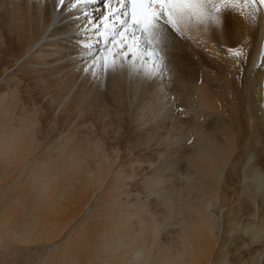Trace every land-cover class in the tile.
Returning <instances> with one entry per match:
<instances>
[{
    "label": "bare ground",
    "instance_id": "1",
    "mask_svg": "<svg viewBox=\"0 0 264 264\" xmlns=\"http://www.w3.org/2000/svg\"><path fill=\"white\" fill-rule=\"evenodd\" d=\"M55 5L56 0H0V114L12 108L15 95L41 80L38 108L61 110L55 122L69 129L76 118L90 122L75 116L82 108L78 92L95 84L82 71L89 51L83 45L92 37L91 51L98 55L105 42L81 27L86 24L81 9ZM83 11L99 23L104 0ZM263 32V11L255 21L229 11L219 25L186 37L169 30L173 78L127 76L117 90L130 107L123 139L115 141L111 129L102 134L109 122L102 129L96 124L106 151L97 137L91 139L93 160L87 165L86 155L72 157L80 145L76 137L83 136L70 133L59 148L71 160L67 170L61 169L62 151L63 158L46 157L30 169L27 190L0 207V237L41 242L38 247L46 251L40 263L30 264H264V55L257 63ZM229 47L244 55L235 58ZM20 111L7 116L9 123L0 122V176L15 174L36 157L28 152L35 142L33 118ZM134 133L155 145L132 156L128 140ZM122 190L134 199L121 202ZM153 203L164 212L162 225L151 215L157 209L150 213Z\"/></svg>",
    "mask_w": 264,
    "mask_h": 264
},
{
    "label": "snow or ice",
    "instance_id": "2",
    "mask_svg": "<svg viewBox=\"0 0 264 264\" xmlns=\"http://www.w3.org/2000/svg\"><path fill=\"white\" fill-rule=\"evenodd\" d=\"M95 0H56V8L70 5L81 9V25L86 33H93L105 44L94 55L92 37L83 47L88 63L82 68L90 74L92 83L104 86L109 74L124 72L133 79L151 81L171 79L174 70L169 64L168 48L172 33L186 37L192 31L219 25L223 14L229 11L253 21L264 11V0H104V13L99 23L83 11ZM229 53L239 59L243 50L229 47ZM264 55V52H262ZM166 87V85H165Z\"/></svg>",
    "mask_w": 264,
    "mask_h": 264
},
{
    "label": "rangeland",
    "instance_id": "3",
    "mask_svg": "<svg viewBox=\"0 0 264 264\" xmlns=\"http://www.w3.org/2000/svg\"><path fill=\"white\" fill-rule=\"evenodd\" d=\"M1 56H2V54H0V71L2 70V65H1ZM128 79V77H127V75L124 73V72H119V73H116V74H109V75H107L106 77H105V80H104V86L103 87H97V85L96 84H94L93 86H90L91 87V89H90V87L88 86V87H86V88H84V90H83V88H82V90L81 91H79L78 90V85H76L75 86V88H73V91L74 90H76L77 92H78V94L80 95V98L77 96V98H79V101H77L78 103H80V105L81 106H79V104L77 103V107L78 108H81V109H79V110H81V113H75V116L77 115V117L78 116H80V114H82L83 116H81L82 117V119L83 118H85L86 120H87V118H88V120H90V122H88V121H86V122H88V123H90V125L88 124V126H87V124H85V122H84V120H82V122H80V124H79V121H81V120H79V118L77 119L76 117V120H77V122H78V124H77V122H75L76 123V125H77V127L79 128H77L76 127V125L75 124H72L70 127H69V129H66V128H64V126H63V128H60V126H58V124H56V122L55 121H57V119H58V117L60 116V114H59V112L61 111V110H59V111H57V112H55L54 114L52 113V111L51 110H49L47 107L48 106H46V110L45 111H42V110H44V109H39L38 108V105H37V103H36V101H37V99L36 98H38L37 97V95L39 96V94H36V93H39V91L41 90V84L43 83V81H41V80H38V82L36 81V83L34 82V83H31V85L29 84L28 85V87L26 88L27 90H24V92L23 91H20L19 92V94H17V95H15L14 97H15V99L13 98L12 99V101H13V103H12V108L10 109V110H8V111H6V114H0V122H3L4 120H8V122L7 123H9L10 122V120H9V118L10 117H12V118H14L15 116L14 115H16L17 114V112H19V110H22V112L21 113H23L24 115H28L29 116V118H33V120H32V128H31V130L30 131H32V132H30V134L32 133L33 135L32 136H34L33 137V140L35 141L34 142V145H32V147H31V149L28 151L31 155H34V156H36L35 157V159H34V161L33 162H31L29 165H27L26 167H24V168H22V170L21 169H17L16 170V172H15V174L13 173V174H6V175H4V174H2L3 176H0V207L1 206H3V205H8V204H10L11 203V201L13 202V201H15L18 197L17 196H19L21 193H23V191H25V190H27V188H28V183H27V178H28V176H29V173L30 172H28V171H30V169H32L35 165H37L40 161H41V159H45L46 157L47 158H63L62 156H64V161L62 162V164H63V166L61 167V169H64V170H67L66 168H68L67 166H68V164L70 163V159H68V161H67V158H66V156L64 155V150L62 151L61 149H59V148H61V144L64 142H66V139H67V137H68V135L71 133L72 135H73V133H74V135H78V136H83V138L81 137H76V141L77 140H79L78 141V143H80V145L78 144V147H77V144H76V146H74L73 144V146H74V148L75 147H77V149H80L79 150V152L77 151V149L74 151V153H73V156L72 157H74L77 153V155L76 156H79V155H82V157H84L85 155H86V162L87 161H89L90 160V158H91V160H93V151L91 150L94 146H92L93 145V143H94V141L93 140H91V139H93L94 138V140H96L95 138L97 137V140L96 141H98V140H100L99 141V143L100 142H102L101 140H102V138H100V137H98V134H97V125H99L100 123V125L98 126V128L99 127H101V129H102V126H104L105 124H106V122L109 124V125H105L104 127H106V128H109L108 129V131H107V129H105V130H101V132H102V134L105 132V133H109L110 131V129H111V131H114V136H115V141H121L122 139H123V136H124V133H125V131H126V129L128 128L124 123H125V121H124V119H125V116H126V114H127V111H129L130 110V107H128V103H127V98L126 97H121L123 94L120 92V94H122L121 96L119 95V88H120V86H121V84L123 83V82H125L126 80ZM41 81V82H40ZM40 85H39V84ZM36 84V85H35ZM44 84V83H43ZM42 84V85H43ZM30 86V87H29ZM39 86V87H38ZM41 86V87H40ZM36 87V88H35ZM34 89V90H33ZM86 89H88V91L86 90ZM117 90H118V92H117ZM27 91V92H26ZM38 91V92H37ZM83 91V92H82ZM84 91L86 92V93H84ZM30 92V93H29ZM33 92V93H32ZM42 93V92H41ZM80 93H82V94H80ZM116 93V94H115ZM25 94V95H24ZM33 94V95H32ZM34 94H35V96H34ZM86 94H88L87 95V97H86ZM20 95H24V99H22V97L20 96ZM118 95V98L116 97ZM27 96H28V98H27ZM83 96V97H82ZM125 96V95H124ZM7 97V99H8V97H9V95H7L6 96ZM17 97H20V98H17ZM31 97H33V99L31 98ZM35 97V98H34ZM71 97V96H70ZM120 97V98H119ZM33 100V103L31 104V99ZM73 98V97H72ZM116 98V99H115ZM123 98H125L124 99V101L125 102H122L123 101ZM17 99H20V100H17ZM29 100V101H27V100ZM114 99V100H113ZM25 100L28 102L27 104H25L24 102H25ZM36 100V101H35ZM78 100V99H77ZM122 100V101H121ZM15 101V102H14ZM20 101V102H19ZM84 101V102H83ZM109 101H113V102H111L112 103V105H111V103L109 102ZM16 102H17V105H16ZM30 102V103H29ZM109 102V103H108ZM7 103V101L5 102V104ZM19 103V104H18ZM34 103H36V104H34ZM13 104H15L14 106H13ZM24 104V105H23ZM29 104L30 105H32L33 107H31V110H29L28 108H30V106H29ZM124 104H125V106H124ZM19 105H20V108H19ZM15 106H17V107H15ZM22 106V107H21ZM28 106V108H26ZM37 106V107H36ZM11 107V106H10ZM16 108H18L17 110H16ZM36 108H37V110H36ZM14 109H15V113H14ZM33 109H35V110H33ZM25 111H28V112H25ZM34 111V112H33ZM47 111V112H46ZM51 111V112H50ZM85 111V112H84ZM32 112V113H31ZM44 112V113H43ZM50 112V113H49ZM75 112H76V110H75ZM84 112V113H83ZM13 113V114H12ZM31 113V114H30ZM43 113V114H42ZM48 113V114H47ZM51 114H52V117H49L50 119H51V121L50 120H48L49 118H47V119H44L43 120V118H46V116H51ZM58 114H59V116H58ZM79 114V115H78ZM94 114V115H93ZM104 114V115H103ZM106 114V115H105ZM44 115H46V116H44ZM53 115H54V117H53ZM85 115H86V117H85ZM87 115L89 116V117H87ZM5 116H6V118H5ZM7 116H9V118L7 117ZM124 116V117H123ZM3 117V118H2ZM96 117V118H95ZM104 117V118H103ZM127 117V116H126ZM5 118V119H4ZM52 118H55L54 120L52 119ZM89 118H91V119H89ZM105 118H106V120L107 121H104V122H102L103 120H105ZM41 119V120H40ZM81 119V118H80ZM93 119V120H92ZM121 119H123V120H121ZM2 120V121H1ZM47 121V122H46ZM122 121H123V124H122ZM16 122V120H14L12 123H15ZM52 122V123H51ZM84 122V123H83ZM41 123V124H40ZM46 123V124H45ZM83 123V125L85 124L86 125V127H84L83 125H81ZM93 123V124H92ZM38 124V125H37ZM97 124V125H96ZM41 125V126H40ZM95 125V126H94ZM53 126V127H52ZM75 126V127H74ZM79 126H81V127H83V128H85V129H83V128H81V127H79ZM40 127V128H39ZM47 127V128H46ZM49 127V128H48ZM58 127H59V129H58ZM74 127V128H73ZM93 127V129H92V131H91V128ZM42 128V129H41ZM81 128V129H80ZM33 129V130H32ZM53 129V130H52ZM54 129H55V131H54ZM73 129H75V130H73ZM96 131H95V130ZM113 129V130H112ZM43 132H42V131ZM57 130V131H56ZM59 130V131H58ZM85 130V131H84ZM87 130V131H86ZM90 130V131H89ZM49 131V132H48ZM82 133H81V132ZM104 131V132H103ZM55 132V133H54ZM59 132V133H58ZM68 132V133H67ZM77 132V133H76ZM83 132H84V135H83ZM90 133V134H89ZM92 133H93V135H92ZM94 133H96V135L94 134ZM88 134V135H87ZM116 134V135H115ZM37 135H38V137H37ZM73 135V136H74ZM95 135V136H94ZM104 135H106V134H104ZM133 135V134H132ZM31 136V137H32ZM70 136V135H69ZM44 137V138H43ZM52 137V138H51ZM90 138L89 140H91V141H89L88 140V138ZM134 137V138H133ZM133 137L131 136V137H129L130 139L128 140L129 142H131V143H129L128 142V145L130 146V148L132 147L131 145H134V148H131V151H132V153L133 154H131L132 156H139L140 154H142V153H139V151L140 152H144V151H146L147 149H150V147H152V146H154L155 145V143H156V141L153 139V142H152V139H150L151 140V142H150V140H148L147 141V139H141V138H143V136L142 135H140V134H138L137 135V133H134V135H133ZM139 137V138H138ZM141 137V138H140ZM81 140H80V139ZM131 138H133V139H131ZM138 138V139H141V140H143L142 142H141V140H136V139ZM36 139H38L37 141H36ZM85 139H87L86 141H85ZM65 140V141H64ZM136 140V141H135ZM44 141V142H43ZM75 141V142H76ZM83 142V143H81V142ZM85 141V142H84ZM133 141H135V143L133 142ZM140 142V143H138V142ZM75 142H74V144H75ZM87 142V143H86ZM38 143H39V145H38ZM88 143H90V144H88ZM103 143L104 142H102L101 143V146H100V148L101 149H104V151H106V149H105V146H102L103 145ZM142 143V144H141ZM147 143H149V144H147ZM152 143H153V145H152ZM44 144V145H43ZM138 144H140L139 145V147L140 148H138ZM144 144V145H143ZM147 144V145H146ZM87 145H89V147H87ZM147 146V147H149V148H147V147H145L146 149H144L143 148V146ZM150 145V146H149ZM152 145V146H151ZM92 146V147H91ZM62 147H63V144H62ZM81 147V148H80ZM136 147V148H135ZM86 148V149H85ZM91 148V149H90ZM58 149V150H57ZM82 149H84V150H82ZM88 149V150H87ZM134 151H133V150ZM135 149H136V152H135ZM141 149H144L143 151L141 150ZM49 150V151H48ZM54 150V151H53ZM57 150V151H56ZM81 150H82V153H81ZM91 150V151H90ZM62 151V156L61 155H59V154H61L60 152ZM85 151V152H84ZM27 152V153H28ZM59 153V154H58ZM87 153H89V155L87 154ZM135 153H136V155H135ZM38 154V155H37ZM58 154V155H57ZM25 155V157H26V155L27 154H24ZM91 155V156H90ZM58 156V157H57ZM89 156V157H88ZM24 156H22L21 157V159L23 158ZM46 158V159H47ZM89 158V159H88ZM17 160V159H16ZM14 160V162L12 163V168H17V164H19V160ZM91 160L89 161V163L91 162ZM85 161V160H84ZM64 162H65V164H64ZM85 162V163H86ZM36 163V164H35ZM88 163V162H87ZM89 163L87 164V165H89ZM16 166V167H15ZM70 172V171H69ZM63 174V173H62ZM61 172L60 173H58L56 176V178H54V182H53V186L54 187H52V189L54 190L56 187H57V185L59 184V180H60V177H61ZM66 174H67V172H66ZM11 175V176H10ZM20 175H21V177H20ZM5 176V177H4ZM18 176V177H17ZM10 177V178H9ZM2 178V179H1ZM5 179V180H4ZM16 179V180H15ZM14 182V183H13ZM25 183V184H24ZM14 184V185H13ZM26 187V188H25ZM130 188H131V186L129 187V188H126L127 189V191L128 190H130ZM12 189H14V190H12ZM125 188H124V190H126ZM8 190V191H7ZM21 190V191H20ZM124 190H122V193L121 194H119V196H117L118 198H120V200H121V202L123 201L124 202V200L126 199L128 202L129 201H132L133 199H134V195H132L133 196V198H132V196H131V198H129L130 196H128V194H125V196L124 195H122V194H124ZM11 191V192H10ZM52 190H50V192H51ZM127 191H125V193H127ZM33 192H35V191H33ZM32 192V193H33ZM14 193V194H13ZM11 194V195H10ZM19 194V195H18ZM6 195V196H5ZM9 195H10V197H9ZM14 195V196H13ZM121 195V196H120ZM4 196H5V198H4ZM13 196V197H12ZM144 196H145V194L143 193V194H140V197L143 199L144 198ZM127 197H128V199H127ZM140 197H138V200L139 199H141ZM123 198V199H122ZM6 199H8V200H6ZM13 199V200H12ZM3 200H4V202H3ZM125 200V201H126ZM137 200V201H138ZM8 201H10V202H8ZM127 201H126V203H127ZM151 208H150V213H152V212H154L156 209V211L153 213V214H151V215H153L154 216V222H158L159 224H160V222H161V225H162V219L163 220H166L163 216H164V212H163V210L161 211V206H158V205H156L155 203H153L151 206H150ZM155 207V208H154ZM153 208H154V210H153ZM152 210V211H151ZM160 210V211H159ZM158 214H157V213ZM150 213H148V216L150 215ZM163 213V214H162ZM160 214H161V216H160ZM147 216V217H148ZM153 216H149V217H153ZM148 217V218H149ZM150 219V218H149ZM148 219V220H149ZM156 219V220H155ZM151 220H152V218H151ZM150 220V221H151ZM153 221V220H152ZM165 224H167V222L165 223ZM161 236V237H160ZM163 237V238H162ZM0 239H1V241H0V264H30V263H32L31 261L33 260V262H36V261H39V263H40V259L42 258L41 256H42V254L46 251L45 249H43V248H41V247H38V245L39 244H41V242H38V241H35V243H34V241L32 242V241H26V240H23V239H21V238H17V239H13L12 237H11V239H10V236L8 235V236H2V237H0ZM9 239V240H8ZM158 239H159V241L160 242H164L165 241V236H164V230L163 229H160V231H159V234H158ZM162 239V240H161ZM3 240V241H2ZM17 240V241H16ZM164 240V241H163ZM37 242V243H36ZM20 243V244H19ZM33 244V245H32ZM37 247V248H36ZM29 249V250H28ZM26 252H25V251ZM41 254V255H40ZM47 257V256H46ZM152 260V259H151ZM42 263V262H41Z\"/></svg>",
    "mask_w": 264,
    "mask_h": 264
},
{
    "label": "water",
    "instance_id": "4",
    "mask_svg": "<svg viewBox=\"0 0 264 264\" xmlns=\"http://www.w3.org/2000/svg\"><path fill=\"white\" fill-rule=\"evenodd\" d=\"M262 52H263V49H261L259 57L262 56ZM263 83H264V71H263V76H262V85H263L262 94L264 95V84ZM263 99H264V96H263Z\"/></svg>",
    "mask_w": 264,
    "mask_h": 264
}]
</instances>
